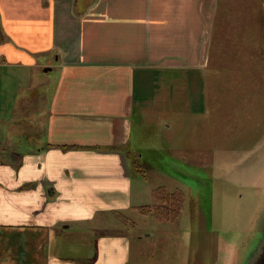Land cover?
Masks as SVG:
<instances>
[{
  "label": "crops",
  "instance_id": "1",
  "mask_svg": "<svg viewBox=\"0 0 264 264\" xmlns=\"http://www.w3.org/2000/svg\"><path fill=\"white\" fill-rule=\"evenodd\" d=\"M257 1L0 0V264H137L116 219L154 205L146 115L175 114L194 150L262 61Z\"/></svg>",
  "mask_w": 264,
  "mask_h": 264
},
{
  "label": "rangeland",
  "instance_id": "2",
  "mask_svg": "<svg viewBox=\"0 0 264 264\" xmlns=\"http://www.w3.org/2000/svg\"><path fill=\"white\" fill-rule=\"evenodd\" d=\"M251 10L259 14L262 61L247 62V84L233 80L220 91L209 119L197 118L196 132L187 127L185 143L192 140L194 150L180 145L175 114L157 109L146 115L148 145L159 148L144 151L150 161L143 181L150 191L146 203L161 204L151 194L159 186L182 189L185 202L175 220L139 211L116 219L121 223L116 231L137 251V264H247L264 236V0ZM164 142L170 152L162 162Z\"/></svg>",
  "mask_w": 264,
  "mask_h": 264
},
{
  "label": "trees",
  "instance_id": "3",
  "mask_svg": "<svg viewBox=\"0 0 264 264\" xmlns=\"http://www.w3.org/2000/svg\"><path fill=\"white\" fill-rule=\"evenodd\" d=\"M2 39L3 34L0 27V41ZM129 156L132 161L133 169L142 176H145V165L137 156L132 155L130 152ZM153 195L157 201L161 202V204L142 206L140 208L142 213H152L160 220H175L181 214L185 202V193L182 189H176L175 191L170 192L165 186H160L154 190Z\"/></svg>",
  "mask_w": 264,
  "mask_h": 264
},
{
  "label": "water",
  "instance_id": "4",
  "mask_svg": "<svg viewBox=\"0 0 264 264\" xmlns=\"http://www.w3.org/2000/svg\"><path fill=\"white\" fill-rule=\"evenodd\" d=\"M247 264H264V236L258 242L255 250L249 257Z\"/></svg>",
  "mask_w": 264,
  "mask_h": 264
},
{
  "label": "built area",
  "instance_id": "5",
  "mask_svg": "<svg viewBox=\"0 0 264 264\" xmlns=\"http://www.w3.org/2000/svg\"><path fill=\"white\" fill-rule=\"evenodd\" d=\"M2 150V145L0 144V151Z\"/></svg>",
  "mask_w": 264,
  "mask_h": 264
}]
</instances>
